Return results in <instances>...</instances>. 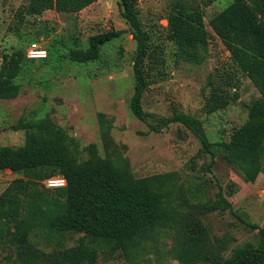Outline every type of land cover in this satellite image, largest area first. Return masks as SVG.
I'll use <instances>...</instances> for the list:
<instances>
[{
  "label": "rangeland",
  "instance_id": "rangeland-1",
  "mask_svg": "<svg viewBox=\"0 0 264 264\" xmlns=\"http://www.w3.org/2000/svg\"><path fill=\"white\" fill-rule=\"evenodd\" d=\"M29 2L0 0L1 63L17 50L26 52L31 42L48 50L49 57H26L16 79L20 93L0 99V147H20L37 130L15 126L49 120L67 132L71 149L81 160L110 159L136 178L167 174L165 187L181 220L135 248L116 251L100 247L85 233L54 237L38 231L25 237L20 224L2 220L0 264H225L237 248L258 247L264 229V171L255 182L248 181L217 146L230 141L261 99L209 26L232 0H218L205 9L209 53L201 65L174 55L166 20L170 0H135L140 19L155 31L154 42L161 46L159 55L148 59L145 111L161 117L175 111L197 116L216 145L213 152L204 150L179 124L150 132L148 124L133 114L137 43L122 16L120 0H98L79 13L48 10L21 20L18 9ZM112 30L123 33L101 48L98 60L77 63L68 58L75 42L87 47L91 36ZM215 87L236 99L206 114L204 105ZM22 177L8 168L0 170V195ZM47 180L40 190L49 189Z\"/></svg>",
  "mask_w": 264,
  "mask_h": 264
},
{
  "label": "trees",
  "instance_id": "trees-1",
  "mask_svg": "<svg viewBox=\"0 0 264 264\" xmlns=\"http://www.w3.org/2000/svg\"><path fill=\"white\" fill-rule=\"evenodd\" d=\"M97 1L30 0L18 13L21 20L48 10L79 13ZM216 1L170 0L166 16L168 40L174 46L177 60L193 65L207 60L205 9ZM120 3L122 16L137 43L133 114L148 124L150 132L160 133L172 124H179L193 134L204 150L213 152L216 145L207 137L197 116L175 111L171 116L161 117L145 111L148 59L159 55L161 46L154 42L155 31L147 29L140 19L135 0ZM209 26L261 94L250 119L234 132L230 141L217 145L230 165L237 167L248 181L255 182L264 171V0H232L210 19ZM122 33L112 30L93 35L87 47L75 42L67 56L77 63L96 61L101 48ZM26 57L27 51L22 50L5 57L0 70V99H11L20 93L21 85L16 79ZM224 95L213 88L204 105L205 113H215L236 99V95L232 98ZM100 117L103 120V115ZM27 127L37 130L28 134L24 145L0 147V170L8 168L23 175L0 195V221L20 224L25 237L38 231L54 237L66 232L85 233L104 249L129 250L154 237L158 230L180 223L179 208L165 187L167 174L136 178L110 159L95 156L81 160L72 151L71 138L62 127L42 120L14 128ZM53 177L64 178L66 186L39 189L42 182ZM261 236L258 247L237 248L225 264H264V229Z\"/></svg>",
  "mask_w": 264,
  "mask_h": 264
},
{
  "label": "built area",
  "instance_id": "built-area-1",
  "mask_svg": "<svg viewBox=\"0 0 264 264\" xmlns=\"http://www.w3.org/2000/svg\"><path fill=\"white\" fill-rule=\"evenodd\" d=\"M27 57L31 60H46L49 57V52L38 43H32L27 49ZM1 59H0V70H1ZM66 180L64 178H51L47 180V186L49 188L65 187Z\"/></svg>",
  "mask_w": 264,
  "mask_h": 264
}]
</instances>
